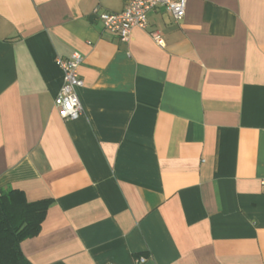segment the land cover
I'll list each match as a JSON object with an SVG mask.
<instances>
[{"label": "crops", "instance_id": "0c3cea01", "mask_svg": "<svg viewBox=\"0 0 264 264\" xmlns=\"http://www.w3.org/2000/svg\"><path fill=\"white\" fill-rule=\"evenodd\" d=\"M0 0V191L51 199L30 264H264V0ZM158 31L163 45L151 37ZM83 55L63 119L56 59Z\"/></svg>", "mask_w": 264, "mask_h": 264}, {"label": "built area", "instance_id": "2783aa9c", "mask_svg": "<svg viewBox=\"0 0 264 264\" xmlns=\"http://www.w3.org/2000/svg\"><path fill=\"white\" fill-rule=\"evenodd\" d=\"M187 0H124V7L118 12H94L102 22L104 29L116 33L122 41H127L133 27L145 28L148 24L147 15L157 6H163L174 20L184 16ZM152 39L162 46L163 39L156 30L151 31ZM83 61L79 51H73L67 58H57L56 62L62 71V85L54 98V106L65 120H72L83 114L84 110L78 96V88L82 80L78 67ZM144 256L135 258V262L143 263Z\"/></svg>", "mask_w": 264, "mask_h": 264}, {"label": "trees", "instance_id": "16d2710c", "mask_svg": "<svg viewBox=\"0 0 264 264\" xmlns=\"http://www.w3.org/2000/svg\"><path fill=\"white\" fill-rule=\"evenodd\" d=\"M51 199L27 200L18 188L0 191V264H30L20 242L41 230Z\"/></svg>", "mask_w": 264, "mask_h": 264}]
</instances>
